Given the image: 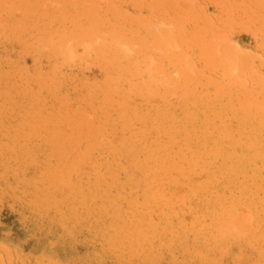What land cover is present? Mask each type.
<instances>
[{
    "label": "rangeland",
    "instance_id": "1",
    "mask_svg": "<svg viewBox=\"0 0 264 264\" xmlns=\"http://www.w3.org/2000/svg\"><path fill=\"white\" fill-rule=\"evenodd\" d=\"M0 264H264V0H0Z\"/></svg>",
    "mask_w": 264,
    "mask_h": 264
}]
</instances>
